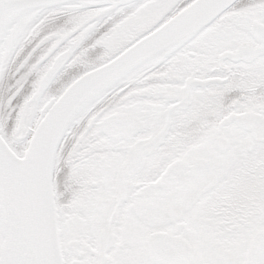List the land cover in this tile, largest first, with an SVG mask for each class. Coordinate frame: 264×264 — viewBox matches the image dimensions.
I'll list each match as a JSON object with an SVG mask.
<instances>
[{
    "label": "snow or ice",
    "instance_id": "1",
    "mask_svg": "<svg viewBox=\"0 0 264 264\" xmlns=\"http://www.w3.org/2000/svg\"><path fill=\"white\" fill-rule=\"evenodd\" d=\"M0 264H264V0H0Z\"/></svg>",
    "mask_w": 264,
    "mask_h": 264
}]
</instances>
